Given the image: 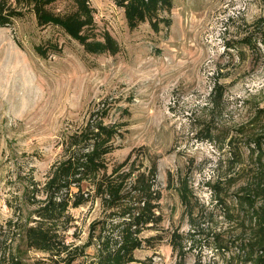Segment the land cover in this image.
Masks as SVG:
<instances>
[{"label":"rangeland","instance_id":"rangeland-1","mask_svg":"<svg viewBox=\"0 0 264 264\" xmlns=\"http://www.w3.org/2000/svg\"><path fill=\"white\" fill-rule=\"evenodd\" d=\"M44 8L56 17L76 14L80 38L58 25L39 26L29 11L0 27V264L94 259L90 227L109 212L98 197L68 210L63 253L30 249L23 229L43 201L25 199L28 184L43 188L64 157L62 140L98 105L110 110L103 124L122 134L106 157L107 173L125 162L122 172L157 167L160 222L139 234L149 242L130 264H250L235 254L222 259L211 245L216 235L226 242L254 233L215 204L256 181L247 150L239 147L244 159L233 163L226 144L255 135L264 115V0H159L135 23L113 0H53ZM249 36L260 51L243 45ZM49 44L46 57L34 52ZM205 129L215 143L201 141ZM181 185L190 205L180 199ZM174 235L183 257L173 250Z\"/></svg>","mask_w":264,"mask_h":264},{"label":"trees","instance_id":"trees-1","mask_svg":"<svg viewBox=\"0 0 264 264\" xmlns=\"http://www.w3.org/2000/svg\"><path fill=\"white\" fill-rule=\"evenodd\" d=\"M52 1L14 0L15 5L9 6L7 0H0V27L11 26L13 20L22 18L29 11L34 14L39 26L58 25L69 35L80 38L76 35V28L80 26L76 22V14L69 17L54 16L44 8ZM79 1L83 4L86 2ZM158 1L113 0V3L124 10L127 21L135 23L141 21ZM251 39L249 36L241 42L248 49L252 47L260 51L255 40L253 43ZM258 42L264 44L261 38ZM52 48L51 44L36 46L34 52L43 58ZM109 111V108L99 105L93 109L85 126L62 140L64 157L53 166L43 188L30 182L25 189V199L31 203L36 202V196L43 197V201H39L38 207L33 211L32 225L23 229L30 249L47 254L65 252L67 248L64 235L72 220L68 210L86 204L92 196L101 199L103 210L109 212L104 220L94 222L90 227V238L95 239L97 249L89 264H130L135 261L134 252L144 242H149L148 239L139 238V234L148 226L160 222V217L155 212L160 199L159 193L154 189L157 167L152 162L148 171L134 172L132 169L122 172L125 162L114 166L107 173L106 157L117 149L115 140L122 135L119 126L103 124ZM257 119L259 131L255 135L245 136L239 141L229 140L226 144L233 163L244 159V153L239 147L247 150V159L255 164L256 181L252 188H240L233 196L227 197L224 194L222 198L217 197L215 204L225 219H240V222L251 223L254 233L250 240L241 237L226 242L219 238L220 235H216L211 245L214 253L222 259H231L236 255L238 258H245L250 264H264V115H258ZM199 136L201 141H216V136H213L210 129L202 130ZM83 184H87L88 188L84 190ZM179 196L185 206L191 204L192 195L187 186H180ZM172 240L173 250H177L180 257L185 256L181 249V236L174 235ZM71 261L67 260L65 263L70 264Z\"/></svg>","mask_w":264,"mask_h":264}]
</instances>
